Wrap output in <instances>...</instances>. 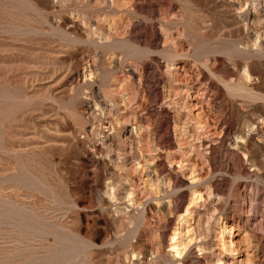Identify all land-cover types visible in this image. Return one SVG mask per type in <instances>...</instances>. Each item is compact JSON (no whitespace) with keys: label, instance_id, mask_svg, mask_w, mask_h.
<instances>
[{"label":"rangeland","instance_id":"1","mask_svg":"<svg viewBox=\"0 0 264 264\" xmlns=\"http://www.w3.org/2000/svg\"><path fill=\"white\" fill-rule=\"evenodd\" d=\"M0 264H264V0H0Z\"/></svg>","mask_w":264,"mask_h":264},{"label":"bare ground","instance_id":"2","mask_svg":"<svg viewBox=\"0 0 264 264\" xmlns=\"http://www.w3.org/2000/svg\"><path fill=\"white\" fill-rule=\"evenodd\" d=\"M174 246H175V245H174ZM174 246H173V247H174ZM175 247H176V246H175ZM174 249H175V248H174ZM175 254L178 255L176 251H175Z\"/></svg>","mask_w":264,"mask_h":264}]
</instances>
